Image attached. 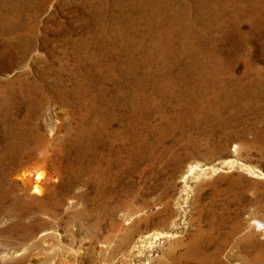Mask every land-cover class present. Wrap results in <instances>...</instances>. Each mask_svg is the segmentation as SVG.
Returning a JSON list of instances; mask_svg holds the SVG:
<instances>
[{
	"label": "bare ground",
	"instance_id": "6f19581e",
	"mask_svg": "<svg viewBox=\"0 0 264 264\" xmlns=\"http://www.w3.org/2000/svg\"><path fill=\"white\" fill-rule=\"evenodd\" d=\"M49 1L0 0V70L24 62L39 48L40 39L43 46H49V57L44 64L48 72L62 74L68 70L71 55L79 56L85 76L94 81L95 88L84 97L87 86L78 82L76 78L80 76L75 75L76 87L71 89V94H80L87 112L92 109L90 112L97 114L71 118L76 123L75 129L72 133L71 127L65 129L69 135L53 154L62 158L59 170L66 179L61 186L71 185L83 176L87 185L96 191L87 197L96 225L103 217H111L120 206L109 207L104 198H112L115 186L127 185L129 192L135 187L140 189L143 185L135 176L143 178L149 173L158 183H147L148 192L154 193L159 186L169 196L172 182L164 174L178 170L184 159L213 156L217 152L213 142L217 130L233 124L234 119L241 122L245 121L244 117H257L258 112H264V64H255L258 59L264 60V55H246L255 39L264 48V0H78V6L88 8L83 22L87 33L77 37L74 26L58 24L53 31L49 30L57 34L55 39L49 35L41 37L39 32L41 9ZM245 20L251 23L249 30L243 28ZM240 63L245 67L242 74L237 75ZM53 77L54 81L41 75V81L48 83L42 87L25 81L27 76L17 79L25 81L21 93V100L28 109L25 117L14 116L15 80L6 81L4 85L0 80V137L3 139L0 223L7 222L9 216L13 218L1 235L23 244L33 239L34 251L40 247L39 231L46 226V222L39 219V213H56L64 200L59 199L54 190L44 200L40 196L43 187L38 181L33 185L37 195L26 194L11 182L9 175L19 166H26L30 162L28 158L48 142L42 118L32 115L47 93L53 96L50 93L56 90L58 82L56 75ZM124 105L129 108L128 117H104L120 111ZM96 106H100V110H95ZM194 128L206 142L205 149L189 136ZM254 133L251 144L260 146L264 133L259 129ZM169 136H175L174 143H182L179 152L169 153L172 152ZM221 142L227 148L230 137ZM196 167L191 164L185 171L181 170L182 178L186 180ZM44 176L43 170L37 172V179ZM99 199L104 204L93 210L92 206ZM159 201L164 204L165 213L140 218L127 230L131 232L141 222L149 226L152 216L156 226L168 225L172 221L173 205L162 197ZM147 206L149 200L144 199L142 207ZM214 210V203H210L209 211ZM209 222V232L204 235L199 229L192 235L185 243L187 249L174 258L175 264L211 261L213 255L205 248L214 242L211 235L214 220ZM165 235L159 231L140 235L135 244L146 246ZM254 235L253 232L247 234L243 241H252ZM260 246L246 264L263 263L264 246ZM8 252L0 250V264H14L9 261Z\"/></svg>",
	"mask_w": 264,
	"mask_h": 264
},
{
	"label": "rangeland",
	"instance_id": "374dc122",
	"mask_svg": "<svg viewBox=\"0 0 264 264\" xmlns=\"http://www.w3.org/2000/svg\"><path fill=\"white\" fill-rule=\"evenodd\" d=\"M77 1L50 0L48 5L41 9L40 36L49 35L53 39L57 38V34H52L49 30L53 31L58 24H63L65 27L69 24L71 27L74 26L77 37L86 34L88 29L83 22L88 15L86 12L88 8L82 4L81 7L78 6ZM242 25L244 30H249L251 23L245 20ZM65 27L63 32L66 30ZM48 48L49 46H43L40 39L39 48L32 51L24 62L0 70L2 85L10 80L16 82L15 117H25L28 112L27 105L21 100L25 81L42 87L48 84L41 81L43 74L52 81H54L53 75H56L58 80L55 85L56 90L50 93L53 96L47 93L39 109L32 115L42 118V129L48 137V142L38 148L34 156L28 158L30 162L26 163V166L16 168L9 175V179L22 192L35 196L37 194L33 192V185L38 181L43 187L40 196L44 200H47L49 192L54 190L64 203L56 213H39V219L45 221L46 226L39 231L41 248L39 247L37 251L31 247L33 239L25 240L23 244L18 239H11L9 236L6 239L1 235L2 230L13 222L12 217L9 216L7 222L0 223V250L9 251L11 256L9 261L14 264L37 262L38 264H175L174 258L176 259V256L187 249L186 241L199 229L203 230L204 235L209 232L211 220H214L211 233L214 242L205 249L214 258L212 257L213 260L211 259L208 264H246L247 261H251L258 252V247L264 246V137L260 141V146L251 144L255 137V129L264 133V117H262L264 114H261L264 112H258L257 117L254 115L244 117L245 121L241 122L234 119L233 124L217 130L213 139L217 152L213 156L203 155L184 159L178 170L164 174V177L172 182L169 196H166L159 186L154 193L148 192L147 183L151 182L155 185L158 183V179L151 177L149 173H145L143 178L135 176V179L143 185L140 189L135 187L129 192L127 185L115 186L112 198H104L109 207L120 206L116 207L117 210L111 217H103L101 223L96 225L95 217L90 214L87 198L88 194H94L96 191L87 185L83 176L81 180L71 185L61 186L65 178L60 173L62 170H59L62 158L53 154V151L62 145L63 139L69 135L65 129L71 127V133L75 129L76 123L71 118L94 117L97 114L94 113L95 111L90 112L92 109L87 112L86 102L83 103L80 94H71V89L76 87L75 75L80 76L78 79L75 77L78 82L87 86V94L84 93V97L89 96L94 90V81L87 74L85 76L86 70L80 64L77 54L71 55V62L67 68L71 72L67 70L60 75L56 72H48V68L44 66L45 60L49 57ZM261 53L264 55L263 45L255 39L252 49L246 52V55L256 57ZM256 62L258 66L264 64L263 59H258ZM244 67L245 65L240 63L236 68V74L241 75ZM21 76H27L25 81L17 80ZM116 109L119 110L118 107ZM95 110H100V106H96ZM121 110L106 114L104 117H128L130 113L128 106H122ZM244 130L247 133H244ZM189 136L201 148L207 147L196 128L190 131ZM225 137H230L227 148L221 142ZM174 139L175 136L168 138V144L172 146V152H169L171 154L179 152L182 147V143L176 144ZM2 143L3 139L0 137V146ZM191 164L197 165L195 172L184 180L181 170L185 171ZM39 170H43L45 176L37 179ZM235 192L239 193L235 194ZM159 197L165 201L169 200L173 205V216L170 219L172 221L162 227L152 223L153 219L155 220L153 216L157 212H166ZM144 199L149 200V206L142 207ZM209 202L214 203L215 210L212 213L209 211ZM103 204L99 199L92 206L93 210ZM151 215H153L152 222L149 226L141 222L138 228H134L131 232L127 230L140 218L145 216L151 218ZM158 231L166 235L146 246L140 247L139 244H135L140 235ZM251 232L255 234L252 241H243ZM221 241L223 242L220 243ZM219 246L220 250H218ZM182 264H196V262L182 261Z\"/></svg>",
	"mask_w": 264,
	"mask_h": 264
}]
</instances>
